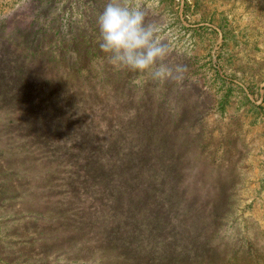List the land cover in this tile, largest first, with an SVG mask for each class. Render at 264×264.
<instances>
[{"label":"rangeland","instance_id":"374dc122","mask_svg":"<svg viewBox=\"0 0 264 264\" xmlns=\"http://www.w3.org/2000/svg\"><path fill=\"white\" fill-rule=\"evenodd\" d=\"M107 2L0 0V34L4 26L18 28L56 59L51 77L67 83L79 65L77 49L92 47L82 39L75 46L72 34L97 23ZM140 3L163 23L161 35L172 47L168 62L187 66L184 79L155 81L98 63L92 80L98 93L87 99L80 91L83 79L90 81L81 72L78 85L72 83L74 114L51 113V124L60 119L76 128L86 149L110 134L134 146L148 129L157 140L151 138L146 153L167 148L179 161L174 169L160 168L155 153L142 169L135 163L125 171L99 162L87 176L66 167L73 153L66 145H56L62 166L0 159V264H185L193 255L181 252L183 245L219 264H264V0ZM84 30L100 37L90 25ZM65 82L51 84V92L65 91ZM77 120L86 122L77 126ZM63 130L51 126L55 136ZM98 151L104 159L112 153ZM43 187L55 195L48 205ZM203 202H216L223 221H209L198 207ZM159 210L169 213L172 230L157 224ZM170 233L176 235L167 238Z\"/></svg>","mask_w":264,"mask_h":264},{"label":"trees","instance_id":"16d2710c","mask_svg":"<svg viewBox=\"0 0 264 264\" xmlns=\"http://www.w3.org/2000/svg\"><path fill=\"white\" fill-rule=\"evenodd\" d=\"M88 25L92 27L93 31L99 33L97 23L90 20L77 29L78 33L72 34V41L75 40L76 46L81 43L79 39H82L84 44L92 46L91 48L94 47L98 51L91 54V48H88L86 52L79 49L80 47L77 49L79 65L76 69L74 68L73 72H68L67 83L65 80L56 79V76L55 78L51 77V74H53L52 68L56 59L51 58V55L48 57L45 54L49 53L47 50L42 49V47L33 46L27 40L26 35L18 28L11 31L9 25L4 26V30L0 34V159L9 160L16 158L17 161L24 159L25 162L30 160L31 163L62 166V160L59 161L57 159L60 153L56 145H66L69 147L68 150L73 152L72 155H69L71 160L68 161L66 167L80 169L87 176L90 168H96L94 164L99 162H106L107 166H110L114 170L126 166L123 170L125 171L133 168L135 163L140 164V168L142 169L143 163L150 161L149 155L155 153L156 162L162 164L159 165L160 168L164 166L165 168L170 167L174 169L176 163L179 161V157L175 151L157 147L155 150H152L155 151L154 153H146L147 146L153 149L151 138L155 139L152 135H146L148 129H142L140 131L146 137L139 140L140 135H137V139L132 143L134 146L126 142L122 143L117 135L110 134L109 137H106L105 143H100L95 146L96 142L91 140L89 146L91 148L86 149L88 141L79 135L76 128L66 127L64 121H58L60 119L55 120L53 125L51 124V113L61 119L70 114H74L71 99L74 94L72 90L75 87H73L72 83L78 85V81H74V79L79 77L81 72H87V77L90 78V81H85L84 79L86 78H84L80 91L88 93L87 99L92 93H98L97 89L92 86V80L96 75L94 67L98 66V63L108 62L105 54L99 48V37L84 30ZM63 58L58 63H61ZM111 67L108 63L106 69H111ZM61 82H65V91L56 88L54 89L55 92H51V84L55 86ZM89 111L94 113L95 109L89 107ZM95 117L96 115L94 114L92 121H94ZM85 122H79L77 120L76 123L77 126H81ZM94 123H96V120ZM75 124L73 125L74 127ZM51 126L56 130V133L58 130H65H63L62 135L56 134L55 136L51 133ZM140 133L137 132V134ZM96 134L97 136L100 135L98 133ZM118 135L121 136V133ZM124 136L128 137L129 134L125 133ZM132 136L134 137V135ZM14 140H19L21 143L11 146L10 142ZM144 140H148V143ZM82 147L84 154L81 151ZM101 147H107L112 150V153L106 155L108 157L107 159H104L105 157L98 151V148ZM78 153H82L83 155H79ZM135 158H139L140 162H136ZM92 159H94L93 162H91ZM156 162L153 165L158 167ZM49 173L47 172L46 174ZM119 174L121 173L117 175ZM131 184L133 185V183ZM138 189L139 186H135L129 195ZM43 190L48 192V195L44 197L47 200L43 202V205H48L51 202V195H55H50L49 190L45 187H43ZM164 202L168 208L172 206L171 196L166 195ZM161 204L164 205L163 202ZM215 204L216 202H203L198 207L199 209L208 211L207 219L209 221H223L222 215H218L215 209ZM184 205L186 206L187 202ZM168 218L169 213H163L159 210V216L156 221L160 227L167 225V229L172 230L170 228V222H166ZM149 221L153 222L154 225V221ZM175 235L176 233H170L167 238ZM176 247L178 248L177 245ZM180 250L185 254L193 255L187 259L188 263L185 264H219L218 262L210 260L209 257L202 259L201 256H198L197 252H192L188 245H183ZM77 260L79 261L80 259Z\"/></svg>","mask_w":264,"mask_h":264},{"label":"clouds","instance_id":"9594fccd","mask_svg":"<svg viewBox=\"0 0 264 264\" xmlns=\"http://www.w3.org/2000/svg\"><path fill=\"white\" fill-rule=\"evenodd\" d=\"M97 25L99 48L114 68L144 73L155 81L184 79L187 66L168 62L172 47L161 35L163 23L140 0H108Z\"/></svg>","mask_w":264,"mask_h":264}]
</instances>
